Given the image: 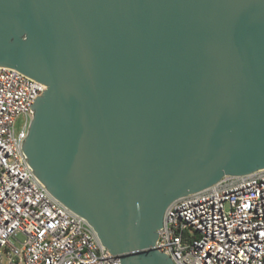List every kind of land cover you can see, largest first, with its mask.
<instances>
[{"label":"water","instance_id":"obj_1","mask_svg":"<svg viewBox=\"0 0 264 264\" xmlns=\"http://www.w3.org/2000/svg\"><path fill=\"white\" fill-rule=\"evenodd\" d=\"M0 67L45 86L21 151L118 264L168 206L264 169V0H0Z\"/></svg>","mask_w":264,"mask_h":264},{"label":"built area","instance_id":"obj_2","mask_svg":"<svg viewBox=\"0 0 264 264\" xmlns=\"http://www.w3.org/2000/svg\"><path fill=\"white\" fill-rule=\"evenodd\" d=\"M44 90L0 67V264H118L93 228L47 192L21 151L29 106ZM154 248L174 264H264V169L223 176L173 201Z\"/></svg>","mask_w":264,"mask_h":264},{"label":"rangeland","instance_id":"obj_3","mask_svg":"<svg viewBox=\"0 0 264 264\" xmlns=\"http://www.w3.org/2000/svg\"><path fill=\"white\" fill-rule=\"evenodd\" d=\"M21 123V119H18L17 122H16V128H18V126L20 125ZM19 239H21V237H19Z\"/></svg>","mask_w":264,"mask_h":264}]
</instances>
